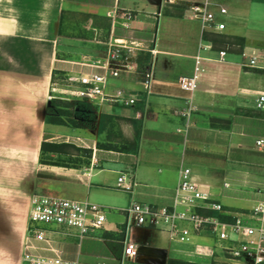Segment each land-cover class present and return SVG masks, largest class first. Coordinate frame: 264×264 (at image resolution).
I'll list each match as a JSON object with an SVG mask.
<instances>
[{"label": "crops", "instance_id": "1", "mask_svg": "<svg viewBox=\"0 0 264 264\" xmlns=\"http://www.w3.org/2000/svg\"><path fill=\"white\" fill-rule=\"evenodd\" d=\"M188 1L0 0V264L25 263L31 199L49 196L47 187L62 180L78 182L68 183L66 199L108 210L102 228L80 244L70 232L50 229L57 253L80 264L124 263V243L137 246L136 264L186 263L190 254L170 242L163 228L136 227L126 212L132 203L170 206L180 168L189 169L192 181L222 207L221 213H196H218L225 223L241 217L253 225L260 217L264 226V214L252 216L264 201V149L255 144L264 141V111L255 109L256 98L264 95V16L248 17L253 4L264 3L232 0V15L223 0H210L209 10L224 30L203 33L199 22L187 17ZM220 7L225 16L217 15ZM115 40L142 50L132 57L136 72L109 78L106 93L125 92L136 97L135 103L97 107L93 130L45 124L52 92L59 91L53 86L69 77L102 75L107 45ZM145 54L150 63L140 71L137 60ZM195 57L202 59L200 75L195 90L186 92L179 81L192 76ZM252 58L256 65L248 67ZM100 120L105 124L98 134ZM136 122L135 153L96 147L97 142L129 145ZM80 137L86 143L82 148L91 151L88 167L38 164L42 142L69 144ZM121 175L130 192L117 188ZM192 234L205 243L194 249L208 260L198 264L225 257L206 244L217 247L209 231Z\"/></svg>", "mask_w": 264, "mask_h": 264}, {"label": "built area", "instance_id": "2", "mask_svg": "<svg viewBox=\"0 0 264 264\" xmlns=\"http://www.w3.org/2000/svg\"><path fill=\"white\" fill-rule=\"evenodd\" d=\"M210 0H191L186 4L187 17L200 24L201 31L221 33L224 24L219 22L216 14L209 10ZM218 16L226 15V9L218 8ZM142 47L135 43H119L113 41L107 45V56L103 63L102 75H84L69 77L70 85L80 88L72 93L83 98L85 102L95 104L100 108L104 103H119L125 106L133 105L136 97L122 91L112 94L106 93L107 80L117 78L121 72H136L135 53ZM225 54L219 53L220 59ZM201 58L195 57L194 69L191 77L182 78L179 87L186 92L196 88V81L200 75ZM256 60L252 58L248 67H254ZM143 83L147 87L150 79L149 73L142 75ZM255 109L264 111V95L255 100ZM79 141V140H76ZM75 142V141H72ZM258 149H264V141H256ZM126 178L121 175L116 186L124 192H130L131 186L126 184ZM196 209H207L221 213L220 204L211 201L210 197L192 181L189 169L180 168L178 171V184L174 192L172 204L168 207H155L148 204L132 203L126 211L134 220L136 227L148 229L163 228L169 241L180 244L190 242L193 233L207 230L214 237L217 249L233 264H264V226L259 219L258 225H253L241 217H235L232 223L219 221L214 217L203 216L195 212ZM253 218L264 214V201L252 210ZM105 222L102 207L87 201H76L57 196L35 195L31 199L28 213L27 245L28 252L24 255V262L29 264H80L77 259L68 260L61 257L53 247V239L48 237L51 228L63 229L76 237L80 244L91 238L93 232L100 230ZM186 223L191 228H181L178 225ZM39 243L42 247L35 246ZM36 250L53 253L52 257L34 254ZM137 246L124 243L121 264H136ZM97 264H105L103 262ZM165 264H186L166 261Z\"/></svg>", "mask_w": 264, "mask_h": 264}, {"label": "trees", "instance_id": "3", "mask_svg": "<svg viewBox=\"0 0 264 264\" xmlns=\"http://www.w3.org/2000/svg\"><path fill=\"white\" fill-rule=\"evenodd\" d=\"M253 2L264 3V0H252ZM206 38V37H204ZM150 63L149 54H145L143 59L137 60L138 69L144 71ZM97 105L91 103H73L64 101L59 98H51L46 110L45 124L62 126L71 129H94V124L97 118ZM104 121L98 123L97 132L101 134ZM134 128L133 141L129 145L115 146L111 143L101 144L96 143V147L105 150H117L119 152L135 153L138 148L140 138V123L136 122ZM91 158V151L75 147L68 143H50L42 142L40 145V153L38 164L46 167H57L65 169L80 170L88 167ZM198 214L203 216H213L217 219H222L221 215L214 212H201Z\"/></svg>", "mask_w": 264, "mask_h": 264}, {"label": "rangeland", "instance_id": "4", "mask_svg": "<svg viewBox=\"0 0 264 264\" xmlns=\"http://www.w3.org/2000/svg\"><path fill=\"white\" fill-rule=\"evenodd\" d=\"M223 2L225 3V5L227 6V10H228V14H234L236 11V2L232 1V0H223ZM251 12L250 15L248 14L249 19L253 18L254 14L259 15V13H261L264 16V4H253L251 6ZM256 11V12H255ZM239 13H241V11L239 10ZM245 15V13H244ZM61 86V87H60ZM54 89L59 88L58 92H52L53 95H55V98H59L62 99L64 101H69V102H75V103H87L85 102V100L83 98L77 97V95L73 94V90L71 89L69 83H67L66 81H62L60 84H58V86H53ZM58 93V94H57ZM88 104V103H87ZM86 130V129H85ZM89 130V129H88ZM73 143L72 145H74L75 147H85L86 143L85 141L80 137L79 141H75V142H69V144ZM83 149V148H82ZM87 149V148H84ZM72 175H74V173L72 172ZM41 183V182H40ZM56 184H52L50 186L47 187V193H49V196H57V197H62V198H69V188L70 186L68 185V183H78L75 181H71V180H62V181H56L53 182ZM104 213H108V210L103 209ZM188 230L191 228L188 224L185 223L184 225ZM190 242L187 244H181L180 247L181 249H183L184 251H187V253L190 254L189 259H185L186 264H198L199 262H204L206 263L208 260L207 259H201L199 257H197L196 254H194V249L196 248V246H201V245H205V243L201 240L195 239L193 240L194 236L193 234H191L190 236ZM208 246H210L211 248L215 249V251L219 252L217 247L215 248L212 245V242L209 241L206 243ZM24 264H29V263H24ZM210 264V263H209ZM211 264H233L231 261L226 260L225 257L221 256V259L216 262H211Z\"/></svg>", "mask_w": 264, "mask_h": 264}, {"label": "water", "instance_id": "5", "mask_svg": "<svg viewBox=\"0 0 264 264\" xmlns=\"http://www.w3.org/2000/svg\"><path fill=\"white\" fill-rule=\"evenodd\" d=\"M161 2V0H159V3Z\"/></svg>", "mask_w": 264, "mask_h": 264}]
</instances>
